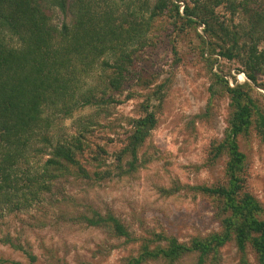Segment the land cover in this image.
<instances>
[{
    "label": "rangeland",
    "instance_id": "1",
    "mask_svg": "<svg viewBox=\"0 0 264 264\" xmlns=\"http://www.w3.org/2000/svg\"><path fill=\"white\" fill-rule=\"evenodd\" d=\"M128 1L134 2L135 10L141 7L143 13L156 0ZM194 2L175 3L181 10L182 6L192 8ZM198 2L201 4L203 0ZM204 2H208V10L212 11V16L210 11L205 15L217 36L209 37L203 25H191L182 32L173 29L171 33L169 15L165 13L139 41L145 42L144 47L134 42L128 49L136 48L120 92L106 88L111 71L101 62L110 56L100 57L93 66L81 67L75 97L69 102V115L55 112L49 135L53 143L68 142L92 122V133L83 139L87 145L85 156L91 160L86 167L90 177L81 179L73 173L71 177L56 179L50 190L41 195L40 202L28 209L0 204V260H3L0 264H122L125 258L135 255L140 242L124 243L103 229L77 220L92 210L101 215L111 212L138 239L163 233L187 243L193 237L218 230L212 200L194 193L190 187L225 181L226 157L213 159L208 149L211 143L223 138L229 100L220 89L208 103V88L214 82L211 72L224 76L230 87L246 80L241 59L229 61L215 55L226 39L220 26L249 42L257 14L264 9V0H235L234 9L227 1L216 6L212 0ZM52 16L57 26L63 22L71 24L76 17L75 4L68 0L65 13L56 10ZM197 34L212 44L205 46ZM242 42L241 39L243 45ZM258 47L264 49V37ZM211 49L215 54L209 57ZM160 84L164 101L156 109L157 126L140 150L141 168L129 177L119 178L114 155L129 130L125 119L141 115L144 96ZM254 89L264 108V91ZM81 97H88L94 104L100 99L111 101L83 106ZM238 144L246 157L245 186L261 204L264 218V143L252 133L247 138L240 136ZM96 146L107 153L99 152ZM42 160L31 162L32 171H37L38 161ZM95 171L99 176L104 172L110 174L97 179ZM21 196L18 192L17 198ZM24 252L32 253L35 261L30 262ZM194 259L195 256H186L175 264H193ZM245 261L256 264L249 250L242 258L233 242L220 250L218 264H246ZM145 264L165 263L159 260Z\"/></svg>",
    "mask_w": 264,
    "mask_h": 264
},
{
    "label": "trees",
    "instance_id": "2",
    "mask_svg": "<svg viewBox=\"0 0 264 264\" xmlns=\"http://www.w3.org/2000/svg\"><path fill=\"white\" fill-rule=\"evenodd\" d=\"M72 1L75 19L71 24L63 22L57 26L52 22V12L65 13L68 0H0V204H12V209L37 205L56 179L71 177L73 173L81 179L90 177L86 167L91 165V160L85 156L87 145L83 139L92 133V122L68 142L53 143L49 135L54 113L69 115V102L75 97L82 66H93L100 57L110 56L101 62L111 71L106 88L120 92L136 50L128 49L134 42L144 47L145 42L139 41L165 13L169 15L171 33L173 29L182 32L191 25H203L209 37L217 36L206 18L210 10L208 2L204 1L210 0H203L201 4L195 0L192 8L182 6L181 10L175 3L181 0H156L153 7L143 13L141 7L135 10L134 2L128 0ZM212 1L215 6L227 1L232 9L235 8V0ZM209 15L212 16V11ZM220 30L226 38L224 44L216 54L214 49L208 50V56L215 54L229 61L241 59L246 80L230 87L224 76L211 72L214 82L208 88V103L220 89L229 100L223 138L211 143L208 149L213 159L226 157L225 181L212 186L190 187L194 193L212 200L219 228L193 237L187 243L163 233L138 239L111 212L101 215L92 210L88 215H80L77 220L81 223L103 229L114 238L123 239L124 243L140 242L136 254L125 258L122 264L159 260L175 264L186 256H195L193 264H218L220 250L229 242L234 243L242 258L245 259L249 250L256 264H264L263 208L245 186L246 157L238 144L240 136L247 138L252 133L264 143V108L254 89L264 91V49L258 47L264 37V9L257 14L249 42L237 32L221 26ZM197 37L203 40L201 35ZM162 88L160 84L144 96L141 115L125 119L129 130L114 155L119 178L129 177L141 168L140 150L157 126L156 109H160L164 101ZM81 99L83 106L111 101L110 98L100 99L94 104L95 101L88 97ZM96 147L99 152L107 153ZM43 158L42 162L38 161L37 171H32L31 162ZM93 174L103 179L110 172L102 176L96 171ZM18 192L22 194L20 199ZM24 253L30 262L35 261L32 253Z\"/></svg>",
    "mask_w": 264,
    "mask_h": 264
}]
</instances>
